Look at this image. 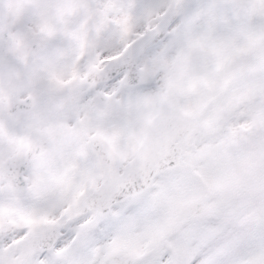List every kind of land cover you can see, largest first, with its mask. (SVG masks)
Listing matches in <instances>:
<instances>
[{
	"label": "snow or ice",
	"instance_id": "snow-or-ice-1",
	"mask_svg": "<svg viewBox=\"0 0 264 264\" xmlns=\"http://www.w3.org/2000/svg\"><path fill=\"white\" fill-rule=\"evenodd\" d=\"M0 264H264V0H0Z\"/></svg>",
	"mask_w": 264,
	"mask_h": 264
}]
</instances>
